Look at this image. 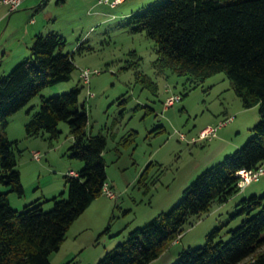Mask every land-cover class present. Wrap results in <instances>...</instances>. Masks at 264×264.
I'll list each match as a JSON object with an SVG mask.
<instances>
[{
  "label": "rangeland",
  "instance_id": "obj_1",
  "mask_svg": "<svg viewBox=\"0 0 264 264\" xmlns=\"http://www.w3.org/2000/svg\"><path fill=\"white\" fill-rule=\"evenodd\" d=\"M160 1L120 0L110 6L96 0H66L65 5L51 9L58 13L55 26L65 39L63 51L72 53L75 67L67 80L43 88L8 116L4 128L0 126V134L16 140L14 152L23 193L8 191L2 183L0 191L7 192L11 207L17 211L35 199L41 202L49 198L53 188L54 192L62 191L66 168L82 165L68 156L72 137L66 122H59L60 132L51 144L45 136L25 135L24 124L41 100L79 88L78 103L87 113L86 133L105 138V182L116 197L96 198L81 216L83 222L73 224L58 250L49 254L51 264H94L102 256H98L100 252L125 238L121 234L124 226H141L151 214L169 210L202 170L251 136L259 119L258 105L244 107L224 72L197 79L155 64L156 43L144 31H131L128 21L132 13ZM46 11H50L49 6L33 14L38 23ZM28 18L18 14L15 25L22 28ZM3 52L0 50V75L24 56ZM82 69L98 73H90L85 84L79 76ZM172 93H179L181 100L163 109L165 97ZM228 117L231 119L218 128L215 137L191 142V136L203 127ZM179 132L185 137L180 138ZM226 141L230 143L225 149ZM32 150L41 153L39 159L32 157ZM252 194H264V174L225 201H213L207 211L189 215L178 239L148 264H174L181 250L203 244L214 227H218L217 238L227 240L229 230L253 213L238 211L240 199ZM41 206L47 210L51 202L43 201Z\"/></svg>",
  "mask_w": 264,
  "mask_h": 264
},
{
  "label": "trees",
  "instance_id": "obj_2",
  "mask_svg": "<svg viewBox=\"0 0 264 264\" xmlns=\"http://www.w3.org/2000/svg\"><path fill=\"white\" fill-rule=\"evenodd\" d=\"M128 24L154 40L158 67L197 79L224 72L244 107L258 105L259 119L251 136L202 170L169 210L130 229L94 264H148L178 239L189 215L207 211L213 201L223 202L238 190V170L256 168L264 160V0H163L132 13ZM64 45L57 32L38 33L29 55L0 75L2 128L43 88L69 78L75 65ZM78 95L75 87L41 100L24 124L26 136H45L51 144L59 122H66L72 137L68 156L82 165L75 174H64L66 197L60 191L43 199L51 202L47 210L35 199L17 211L7 192L0 191V264H51L48 256L58 250L70 224L100 195L106 141L101 134L86 133L87 113ZM15 147L16 140L0 134V183L21 195ZM239 203V212L253 213L229 230L227 240L217 238L214 227L203 244L181 250L174 264H264V194L242 197Z\"/></svg>",
  "mask_w": 264,
  "mask_h": 264
},
{
  "label": "crops",
  "instance_id": "obj_3",
  "mask_svg": "<svg viewBox=\"0 0 264 264\" xmlns=\"http://www.w3.org/2000/svg\"><path fill=\"white\" fill-rule=\"evenodd\" d=\"M49 1L50 0H45V1H42V0H23L21 5L17 9L12 10V11H8V9L5 5L0 4V50L4 51L3 54L5 53L7 55H12V54H19L20 53V55H24V56H20V57L24 58L26 54L27 55L29 54V46H30V44H31V42H32V40L36 34L44 33L43 31L45 29H46L45 31H47V32L52 31V32L59 33L57 31L56 26H55V23L58 19V17L56 15L58 13L53 12V10H51V9L55 10V9L60 8L61 6L65 5L66 0H55L52 5L49 3ZM96 2H97V0H96ZM98 4H100V3H98ZM47 6H49L50 11L44 12L43 16L41 15V23H38L37 18H36L37 16H33V14L36 13L35 15H37L38 10H40L42 7H47ZM39 12H41V11H39ZM18 14H23L25 17L29 16V18L26 21V24L24 26H22V28L19 27L18 25L17 26L15 25L16 17ZM11 26H12L13 30H10L8 32L7 29H9V27H11ZM16 61L18 62V60H16ZM16 61H15V63H16ZM229 143L230 142H228V141H226L224 143L226 145L225 149L228 148ZM102 155H103V153H102ZM80 167H81V163H77V165H75L74 167L70 166V168H66V172L67 171L76 172ZM61 190H62V192H64L65 182H63ZM54 191H55V189L53 188V190L51 192L52 195H55L57 193ZM96 198L90 202V204L85 208V210L94 203ZM114 198H112V199H114ZM85 210L70 224L68 229H70L71 226H73V224H80V222L81 223L83 222L82 221L83 217H81V216H83ZM152 216H154V214L153 215L151 214L150 218ZM135 224H134L135 226L138 225L137 223H135ZM135 226H132V225L131 226L130 225L124 226V228L121 229V230H123L122 231L123 233H121L122 238H124V236L127 235V232ZM115 241L116 240H114V242H112L111 245H113V243H115ZM101 253L102 252H100L98 254V256L101 255ZM48 258H49V256H48Z\"/></svg>",
  "mask_w": 264,
  "mask_h": 264
},
{
  "label": "built area",
  "instance_id": "obj_4",
  "mask_svg": "<svg viewBox=\"0 0 264 264\" xmlns=\"http://www.w3.org/2000/svg\"><path fill=\"white\" fill-rule=\"evenodd\" d=\"M23 0H0V4H3L7 7L8 11H12L17 9ZM45 1V0H42ZM120 0H97V3H107L110 6H113L117 4ZM90 73H98V70L93 69H82L80 70L79 76L83 80L85 84H88L89 74ZM88 96H91L92 93L87 90ZM181 100V95L179 93H172L165 97L163 101V109H166L169 106L174 105L175 103L179 102ZM231 118L228 117L226 120H221L215 125H207L203 127L201 130L198 131V133L195 136H191L190 140L191 142L204 140V139H211L215 137L216 132L218 128L223 126L226 122H228ZM179 137L184 138L185 134L182 132H179ZM40 152L38 150H32L31 155L34 159L40 158ZM68 174H75L73 171H67ZM264 174V165L261 163L256 168L252 169H240L237 171V181L236 186L238 190H242L247 184H249L251 181H255ZM100 195H103L109 199H112L115 197V193L112 189V187L107 183L104 182L101 186Z\"/></svg>",
  "mask_w": 264,
  "mask_h": 264
}]
</instances>
